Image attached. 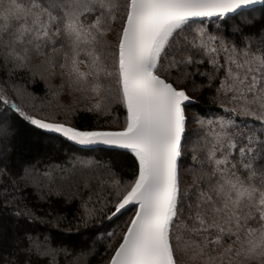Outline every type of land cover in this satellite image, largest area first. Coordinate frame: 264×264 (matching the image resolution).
<instances>
[{
    "label": "snow or ice",
    "instance_id": "obj_1",
    "mask_svg": "<svg viewBox=\"0 0 264 264\" xmlns=\"http://www.w3.org/2000/svg\"><path fill=\"white\" fill-rule=\"evenodd\" d=\"M17 120L80 155L17 163ZM98 233L103 264H264V0H0V264H87Z\"/></svg>",
    "mask_w": 264,
    "mask_h": 264
},
{
    "label": "trees",
    "instance_id": "obj_2",
    "mask_svg": "<svg viewBox=\"0 0 264 264\" xmlns=\"http://www.w3.org/2000/svg\"><path fill=\"white\" fill-rule=\"evenodd\" d=\"M52 83L54 85H59L61 80L60 78H56L52 81ZM28 87L38 98H45L47 87L43 81L37 79L35 83L29 84ZM213 95L214 88L204 89L202 92L195 93L202 110L211 111L215 109L216 106L213 103ZM65 98H68L69 101H65ZM72 99L73 97L65 92L53 100V105L57 102L68 104ZM73 122L83 127L97 123L95 117L88 113H81ZM105 126H108L107 123ZM50 136L51 134H47L42 130L36 129L22 120L15 121V136L12 143L15 148L13 156L18 158L17 163L20 162L19 158L23 157L37 159L43 162H64L74 156L80 155V153L75 150L76 146L66 141L53 140ZM94 155L97 157H103L106 153L98 152ZM29 202L34 206L37 216L43 217L45 221L61 213L68 215L69 218H71V213L75 211L73 206L75 202H73V204H64L62 200L57 198H53L51 201L45 202L37 200L33 196L30 197ZM108 223V221L100 220L96 224H90L87 229L80 227L78 230L75 226H73V231L71 233L66 230L65 222H61L58 227H52L47 223L41 224L38 222L35 227L40 231L47 228L52 231L55 240L65 242L70 241L76 248H81L87 246V241L80 238L78 232H93L96 228H103L108 225ZM113 227H115V225H113ZM90 239L96 240L97 252L88 258L87 264H103V261L100 258V252L102 251V246L106 244L107 238L104 237L102 233H98L95 237H91Z\"/></svg>",
    "mask_w": 264,
    "mask_h": 264
},
{
    "label": "rangeland",
    "instance_id": "obj_3",
    "mask_svg": "<svg viewBox=\"0 0 264 264\" xmlns=\"http://www.w3.org/2000/svg\"><path fill=\"white\" fill-rule=\"evenodd\" d=\"M194 95H195V94H194ZM64 100H65V101H69V99H68V98H65Z\"/></svg>",
    "mask_w": 264,
    "mask_h": 264
},
{
    "label": "water",
    "instance_id": "obj_4",
    "mask_svg": "<svg viewBox=\"0 0 264 264\" xmlns=\"http://www.w3.org/2000/svg\"><path fill=\"white\" fill-rule=\"evenodd\" d=\"M75 146V145H74Z\"/></svg>",
    "mask_w": 264,
    "mask_h": 264
}]
</instances>
